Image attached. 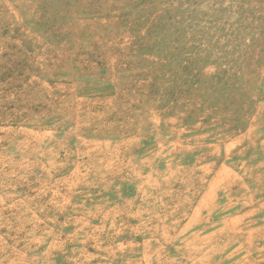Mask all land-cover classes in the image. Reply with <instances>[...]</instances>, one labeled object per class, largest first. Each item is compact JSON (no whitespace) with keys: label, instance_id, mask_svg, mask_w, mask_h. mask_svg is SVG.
<instances>
[{"label":"rangeland","instance_id":"1","mask_svg":"<svg viewBox=\"0 0 264 264\" xmlns=\"http://www.w3.org/2000/svg\"><path fill=\"white\" fill-rule=\"evenodd\" d=\"M0 264H264V0H0Z\"/></svg>","mask_w":264,"mask_h":264}]
</instances>
